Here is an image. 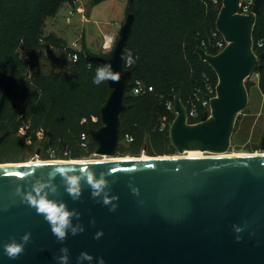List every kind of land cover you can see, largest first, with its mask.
<instances>
[{"label": "water", "instance_id": "water-1", "mask_svg": "<svg viewBox=\"0 0 264 264\" xmlns=\"http://www.w3.org/2000/svg\"><path fill=\"white\" fill-rule=\"evenodd\" d=\"M263 3L254 0L245 13L241 0H222L215 27L226 46L210 53L196 41L195 54L217 75L216 94L210 98V111L195 123L188 121L182 94L172 95L175 117L169 137L180 154L229 151L236 122L249 104L246 80L264 59V50L255 53L253 38ZM134 23L135 14L129 12L108 55L90 53L82 46L84 58L110 63L120 74L119 82L107 80L110 93L100 108L101 125L88 128L99 155L114 156L120 148L126 92L133 76V69L125 66V50ZM15 72L13 65L0 96V130ZM11 132H0V148ZM60 165L77 169L88 165L97 177L111 169L106 177L109 195L119 198L113 201L116 210L110 211L111 205L91 198L90 187L82 182L81 199L73 201L57 176L58 193L50 198L63 199L69 209L79 211L80 219L73 224L84 227L83 233H69L63 243L44 218L15 195L17 185L46 178L52 167ZM30 171L34 174L26 181L24 174ZM129 183L139 190L138 196L132 194ZM234 225L243 231L236 233ZM101 230L103 235L94 239ZM26 232H31V240L24 253L13 260L0 248V264H57L54 257L62 247L69 249V264H78L81 252L93 256L90 264H98L99 257L105 264H264V155L0 165V244L10 237L19 242Z\"/></svg>", "mask_w": 264, "mask_h": 264}, {"label": "rangeland", "instance_id": "rangeland-1", "mask_svg": "<svg viewBox=\"0 0 264 264\" xmlns=\"http://www.w3.org/2000/svg\"><path fill=\"white\" fill-rule=\"evenodd\" d=\"M198 2L220 9L214 0H188L193 8L198 7ZM241 2L249 11L254 0ZM163 3L167 1L143 0L137 8L139 17L128 51L141 52L144 57L134 80L132 77L129 82L131 86L139 82L145 90L153 85L155 91L149 94L144 90L133 97L127 90L126 103L133 106L123 114L122 126L129 130L137 123L138 130L134 144L120 143L115 155L118 157L182 155L171 145L169 135V142L166 140L159 121L174 118V113H168L163 107L167 94L179 91L191 94L197 62L189 59L188 51L193 47L191 40L195 36L202 38L207 31V17L200 14L196 19V32L190 27L180 35L183 32L174 26L171 15L176 3L170 0L167 8ZM128 5L129 1L122 0L99 3L96 0L0 1V96L12 65L17 63L1 132L11 125L14 129L0 148V164L102 156L95 153L96 146L83 148L80 136L88 126L101 125L100 108L110 89L107 81L100 85L93 83L95 70L102 64L89 67L84 61L76 63L71 54L77 41L90 53L108 55L126 20ZM72 6L76 14L69 17ZM254 31L263 41L264 12L256 20L253 34ZM50 34L66 43L61 47L53 46L46 41ZM111 38L112 47L102 48L105 40ZM257 68L246 80L249 104L236 122L226 154L263 151L264 73H259ZM185 103L189 106L191 98ZM68 148L71 152L66 154Z\"/></svg>", "mask_w": 264, "mask_h": 264}, {"label": "clouds", "instance_id": "clouds-1", "mask_svg": "<svg viewBox=\"0 0 264 264\" xmlns=\"http://www.w3.org/2000/svg\"><path fill=\"white\" fill-rule=\"evenodd\" d=\"M127 61L132 64L135 63L132 53H127ZM91 67V64H89ZM120 74L114 72L112 65L104 64L99 66L95 70L93 83L100 85L107 80L113 82H119ZM33 172L25 173L26 181H30ZM112 174L110 169L108 172L101 171L97 177L95 171L88 165H82L77 169L73 166L60 165L54 166L47 173V177H41L35 179L30 185H17L15 189V195L18 196L22 203L35 209L38 215H41L45 222L50 226L52 234L56 237L57 241L63 243L69 233L73 236L84 232V227L81 223L77 222L73 224V220L79 221L81 213L75 208L69 209L67 203L63 199L50 198L58 193V185L55 183L57 176L61 179V184L64 186V190L68 193L73 201L81 199L82 196V182H85L91 189V198L97 200V202L103 203V205H111L110 211H115L117 204L113 201L118 200V196L109 195L111 188L108 179V175ZM115 181H113L114 183ZM130 191L133 195H139V190L131 186L129 183ZM99 198V199H98ZM93 224L95 220L91 221ZM236 233L243 231L241 227L233 226ZM103 235V231L96 232L94 239H99ZM239 241L240 237H236ZM31 240V232L24 233L20 241L18 242L15 237H10L9 241L0 244V248L3 249V254L9 259H18L20 255L24 253L25 245ZM60 255L54 257L57 264H69V249L62 247ZM93 256L88 252H81L77 257L78 264H83L84 261H88L89 264L93 260ZM98 264H105L104 258H98Z\"/></svg>", "mask_w": 264, "mask_h": 264}, {"label": "trees", "instance_id": "trees-1", "mask_svg": "<svg viewBox=\"0 0 264 264\" xmlns=\"http://www.w3.org/2000/svg\"><path fill=\"white\" fill-rule=\"evenodd\" d=\"M101 1H103V0H96V3H99ZM128 1H129L128 13L129 12H133L135 14V23H134V27H133V31H134V28L137 26L136 25L137 17H139V14L137 13V8H138V5L143 2V0H128ZM165 1H167V3H163L162 6L165 7V8H167V4H168V2L170 0H165ZM172 1L176 3V10L175 11H172V14L171 15L174 18V26L179 31H182L183 32L180 35H183L190 27H193L195 29L194 31L196 32L195 26L197 24L196 19L198 18V16L201 14V15H203V16L205 15L207 17V19H206V22H207V27H206L207 28V31L203 32V37L202 38L201 37H198V36H195V39L194 40H191L192 42H194L193 43V47H192V49L190 48V50L188 51L189 59L191 61H193V62H195V61L197 62L196 63L197 64V68H196V70L194 72V77H193V87L191 89V94L185 93L184 91H179L178 92V93H181L182 94V101L185 104V106H187L186 103H185V100L186 99H189V98H193V97L196 98L195 97V91L198 88H204V85H205L204 76H206V75L211 76L212 77L211 79L213 80V82L214 83L217 82V75H216V73L214 72V70L206 62H203L200 59V57L195 54V48H196V41L197 40H200V42H202V41L205 42V45L204 46H205V49L208 52L215 53L216 48L213 46V43L215 42V39L213 37V32L216 30L215 22H216V19H217L219 10L218 9H214L213 6H210V4H208L206 6L204 3H201V2H198V7L197 8H193V7H190L189 6L188 0H172ZM218 7H221V4H219ZM263 12H264V3H263V6H262V9H261L260 14L257 16V20H259V16L261 14H263ZM201 30L204 31L205 28L203 27V28H201ZM133 31H132V34H133ZM132 34H131V36H132ZM131 36H130V39H131ZM253 38H254V44H255V47H256V43L258 41H260V40L262 41V39L260 38V34H257L256 35V32L255 31H254V34H253ZM130 39H129L128 45L126 47V50H125V58L127 57V53L129 52L128 51L129 50L128 48H129V44H130ZM46 41L49 42L50 44H52L55 47H61V46H63L66 43L64 39L58 38L57 36L52 35V34L46 36ZM263 50H264V46H263L262 49H259L260 52H262ZM132 56H133V59H134L135 63H132L129 66V68L133 69V76H132L133 78L131 80H134V76H135L136 72H138L139 71V67H141L140 66V63H142V59H143L144 55H142L141 52L140 53L135 52V53L132 54ZM80 61H84L87 64H91V65L92 64H101L99 62H93V61L87 60L86 58H84L82 56V53L80 54V57H79L78 61H76V63L77 62H80ZM13 65H16V71H17V63L15 62ZM13 65H12V67H13ZM257 71L259 73H262V74L264 73V59L261 60L260 65L257 68ZM15 76H16V72H15ZM14 79H15V77H14ZM13 85H14V81H13ZM148 87H153V90L150 91V90L147 89L144 92H149V94H151L153 91H155V86L149 85V86H147V88ZM131 88H132V86H131V83L129 82V86H128V89L127 90H129V93H130L131 96H133V97L137 96V95H135V94H133L131 92ZM12 89H13V87H12ZM11 92H12V90H11ZM11 92H10V94H11ZM10 94H9V97H10ZM173 94H176V93L170 92L169 94H167V96L163 100V107L170 114H171V112L168 111L167 108H166V100L169 99V98H172V95ZM9 97H8V100H9ZM125 101H126V98H125ZM127 105H128L127 110L130 109L133 106L132 104H127ZM6 109H7V107H6ZM5 112H6V110H5ZM202 114L203 113H202V110H201V115ZM4 115H5V113H4ZM172 117H175V115L172 114ZM173 119L174 118H172V120ZM200 119H202V116H201ZM133 124L134 125L129 130H127L126 128H123V126H122V135L124 136L125 134H130L134 138V140L132 142H129V143L126 142V143H123V144H126V145H129L130 146V145H132V144L135 143V141H136V131L138 130V125H137V123H133ZM122 125H123V122H122ZM159 125H160V121H159ZM89 127L90 126H88L85 129V131H88V128ZM8 129L13 130L14 129V125H11ZM8 129H6V130H8ZM163 132L167 135L166 136V140L169 142V137H168V135H169V128L166 129V130H163ZM91 146L93 148H95V146H96L93 141L90 144V147Z\"/></svg>", "mask_w": 264, "mask_h": 264}, {"label": "built area", "instance_id": "built-area-1", "mask_svg": "<svg viewBox=\"0 0 264 264\" xmlns=\"http://www.w3.org/2000/svg\"><path fill=\"white\" fill-rule=\"evenodd\" d=\"M122 1H128V0H122ZM216 4H221L222 0H214ZM248 6L247 5H242V12L247 13L248 11ZM247 11V12H246ZM76 14V8L74 6L71 7L69 10V17L75 16ZM213 37L215 39V42L213 43V46L216 48L215 53L220 52L227 44L226 40L224 37L217 31L215 30L213 32ZM113 44V39L111 38L110 40L106 39L103 48L109 49L112 47ZM201 46L205 48V42L202 41L200 42ZM264 46L263 41H258L256 43V47L254 44V51L256 54L260 53L259 49H262ZM82 51V44L79 42H75L73 46V52L71 54V59L72 61L76 62L78 61L80 54ZM131 64L127 61V58H125V66L129 68ZM205 79V85L204 88H198L195 91V97L196 98H191V103L187 108V114H188V121L191 123H195L198 121H201L204 118V113L210 111V98L215 96L216 94V83L213 82L210 76L206 75L204 76ZM144 87L141 85V83L137 82L135 83L132 88L131 92L135 95H139L144 91ZM148 90L152 91L153 87H148ZM166 108L168 111L174 113V99L169 98L166 100ZM201 110H202V115H201ZM175 114V113H174ZM202 116V119H200ZM172 121H161L159 128L160 130H166L170 128V124ZM134 140L133 136L130 134H125L124 136H121V143H126V142H132ZM92 142L91 136L88 133V131H85L81 134L80 136V143L83 148L88 149L90 147V144ZM71 150L68 148L66 149L65 153L69 154Z\"/></svg>", "mask_w": 264, "mask_h": 264}, {"label": "bare ground", "instance_id": "bare-ground-1", "mask_svg": "<svg viewBox=\"0 0 264 264\" xmlns=\"http://www.w3.org/2000/svg\"><path fill=\"white\" fill-rule=\"evenodd\" d=\"M239 155H264V151H256L254 153H246V154H229L220 153V154H206L204 152L200 153H194L192 151L185 152L182 155H176L174 157H213V156H239ZM153 156L148 155H142L137 157H131V156H112V155H102L98 158H91V159H52V160H36V161H29L27 163L23 164H29V163H53V162H59V163H73V162H82V161H114V160H145V159H151ZM161 157V156H158ZM14 164H21V163H6V164H0V165H14Z\"/></svg>", "mask_w": 264, "mask_h": 264}, {"label": "crops", "instance_id": "crops-1", "mask_svg": "<svg viewBox=\"0 0 264 264\" xmlns=\"http://www.w3.org/2000/svg\"><path fill=\"white\" fill-rule=\"evenodd\" d=\"M102 48H103V46H102Z\"/></svg>", "mask_w": 264, "mask_h": 264}, {"label": "flooded vegetation", "instance_id": "flooded-vegetation-1", "mask_svg": "<svg viewBox=\"0 0 264 264\" xmlns=\"http://www.w3.org/2000/svg\"><path fill=\"white\" fill-rule=\"evenodd\" d=\"M0 132H1V130H0Z\"/></svg>", "mask_w": 264, "mask_h": 264}]
</instances>
